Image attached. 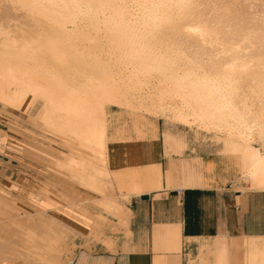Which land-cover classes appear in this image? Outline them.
<instances>
[{"label":"bare ground","instance_id":"6f19581e","mask_svg":"<svg viewBox=\"0 0 264 264\" xmlns=\"http://www.w3.org/2000/svg\"><path fill=\"white\" fill-rule=\"evenodd\" d=\"M49 2L0 0V105L7 111L24 106L25 113L41 124L96 151L104 149V106L110 102L229 139L259 142L264 149V23L243 30L237 4L63 0L176 6H36ZM187 43H194L196 50L188 52ZM259 152L242 178L261 187L264 151ZM9 224L2 225L3 232ZM35 228L23 241L31 244L29 251H16L11 236L0 238L9 260L22 257L33 264H55L54 245L63 236L48 234L42 225Z\"/></svg>","mask_w":264,"mask_h":264},{"label":"crops","instance_id":"0c3cea01","mask_svg":"<svg viewBox=\"0 0 264 264\" xmlns=\"http://www.w3.org/2000/svg\"><path fill=\"white\" fill-rule=\"evenodd\" d=\"M5 111L0 207L6 199L12 208L33 206L39 214L59 208L80 227L72 264H264V187L242 178L264 151L259 142L110 102L104 106V149L96 151L34 119L63 144L36 140L28 117ZM32 218V212L9 216L5 232L8 224L0 221V238L11 236L16 251H29L24 238L42 225L63 236L54 245V263L69 264L67 225L53 216ZM0 252L8 264H33Z\"/></svg>","mask_w":264,"mask_h":264},{"label":"rangeland","instance_id":"374dc122","mask_svg":"<svg viewBox=\"0 0 264 264\" xmlns=\"http://www.w3.org/2000/svg\"><path fill=\"white\" fill-rule=\"evenodd\" d=\"M209 2L213 6L217 2H224L225 4H234V3L237 4V11L236 12L238 13V16L241 18V21H239V23H240V26L242 27L243 30L247 26H253L254 25L257 27L258 25H261L264 23V15L261 16V14H264V8H263L264 7V0H209ZM185 46L188 47V50L186 49L188 52H190V49L196 50L194 43H187V45H185ZM203 56H206V55L203 54ZM24 108H25L24 106L21 107L18 114H20L24 119H26L28 117L30 122H32L36 126L35 127V134H34L36 140L42 141V140L46 139V137H47L49 139H52L53 143H55L56 145L63 144V141L59 136L52 134V133L46 131L45 129H43V127L39 126L37 124V122L34 120L36 118H32L29 115H26ZM0 110L5 111L6 108L3 107L2 105H0ZM5 112L12 113V112H14V110L5 111ZM68 185L72 186V187H69V190L73 192V190H75L73 183L68 182ZM56 192H58V191H56ZM2 201L3 202L1 203L0 211H2L3 213L5 211H8L9 213L4 215L5 217H3L0 214V221H4L7 224L10 223V221H8L9 216H14L15 218L23 219L29 214V212H32V217L35 219L42 218L44 220L45 219L49 220L50 217L53 216V217H56L58 220H60L63 224H66L67 228H66V230L64 229V231L66 232L65 234H66L67 251H66V253H64V258L67 259V262H69V264H72L74 257L76 255V252H77L76 251V249H77L76 243L80 239L79 238L80 234L78 233V230L80 229V227L78 226V224H76L72 220H69V219L63 217V215L60 212L61 210H59V208H56V210H51V211L46 210L43 214H39L38 212L41 209H38V208L35 209L33 206H30L31 208L23 207V208H19L17 210L16 208H12L10 206L9 202L6 201V199H3ZM73 208H76V206L70 207L71 210ZM8 227H10V224ZM11 230H12V232H17L18 229L13 227V229H11ZM0 258L2 259L1 252H0ZM2 261L4 264H8L7 261H4L3 259H2ZM11 264H21V262L19 260H14V261H12Z\"/></svg>","mask_w":264,"mask_h":264},{"label":"snow or ice","instance_id":"6c2138e0","mask_svg":"<svg viewBox=\"0 0 264 264\" xmlns=\"http://www.w3.org/2000/svg\"><path fill=\"white\" fill-rule=\"evenodd\" d=\"M37 7L40 8H82V7H88V8H93V7H116L120 9H159V8H166V7H175L176 5H169V4H164V3H133L131 5L129 4H116V5H81L79 3H65L63 0H50L49 3L46 4H39L36 5ZM261 135L264 137V128L261 130ZM261 181V187H264V173L261 174L260 177Z\"/></svg>","mask_w":264,"mask_h":264}]
</instances>
